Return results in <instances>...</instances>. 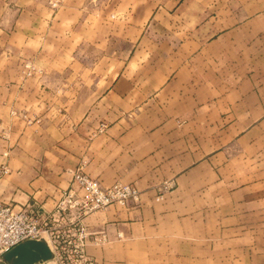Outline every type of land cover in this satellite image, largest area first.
I'll return each mask as SVG.
<instances>
[{
    "label": "crops",
    "instance_id": "1",
    "mask_svg": "<svg viewBox=\"0 0 264 264\" xmlns=\"http://www.w3.org/2000/svg\"><path fill=\"white\" fill-rule=\"evenodd\" d=\"M50 1L0 0V200L83 168L141 194L85 220L96 264H264V0Z\"/></svg>",
    "mask_w": 264,
    "mask_h": 264
},
{
    "label": "built area",
    "instance_id": "2",
    "mask_svg": "<svg viewBox=\"0 0 264 264\" xmlns=\"http://www.w3.org/2000/svg\"><path fill=\"white\" fill-rule=\"evenodd\" d=\"M49 4L56 10L62 5V0H51ZM7 172L4 169V173ZM70 174L72 186L59 194L54 209L46 214L32 209L18 210L0 200V262L16 246L26 241L40 240L47 234L59 264H96L86 248L90 243L102 244L107 239L90 233L85 220L114 205L124 208L137 205L141 194L135 186L121 182L104 186L87 175L83 168ZM162 197L163 191H160L158 198ZM70 251L76 257V262L63 261V254Z\"/></svg>",
    "mask_w": 264,
    "mask_h": 264
},
{
    "label": "water",
    "instance_id": "3",
    "mask_svg": "<svg viewBox=\"0 0 264 264\" xmlns=\"http://www.w3.org/2000/svg\"><path fill=\"white\" fill-rule=\"evenodd\" d=\"M54 257L52 248L44 239L30 240L6 253L0 264H40L49 262Z\"/></svg>",
    "mask_w": 264,
    "mask_h": 264
},
{
    "label": "rangeland",
    "instance_id": "4",
    "mask_svg": "<svg viewBox=\"0 0 264 264\" xmlns=\"http://www.w3.org/2000/svg\"><path fill=\"white\" fill-rule=\"evenodd\" d=\"M44 240L49 244V246L52 248V251H53V247H52V244H51V241H50V239L49 238H47V237H44ZM55 255V254H54ZM57 257H56V255H55V257H54V259L53 260H51V261H49V262H45V263H52V264H59V261H58V259H56ZM76 257L71 253V251L70 252H66V254H63V261H65V262H76ZM41 264H44V262H41Z\"/></svg>",
    "mask_w": 264,
    "mask_h": 264
}]
</instances>
